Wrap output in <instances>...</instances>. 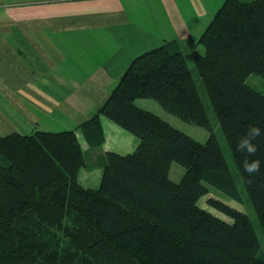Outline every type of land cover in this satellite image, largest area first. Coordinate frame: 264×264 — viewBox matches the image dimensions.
<instances>
[{
  "label": "trees",
  "instance_id": "trees-1",
  "mask_svg": "<svg viewBox=\"0 0 264 264\" xmlns=\"http://www.w3.org/2000/svg\"><path fill=\"white\" fill-rule=\"evenodd\" d=\"M186 48L264 232V138L254 141L250 159L262 166L252 184L246 154L235 151L249 124L264 130V95L246 83L252 73L264 79V0H224ZM137 99L155 100L208 138L197 141ZM100 116L138 143L105 152L96 188L78 181L87 162L74 129L0 135V264H264L240 207L207 198L229 221L199 206L213 190L238 203L241 195L181 47L169 41L130 62L77 126L90 148L104 142ZM173 162L184 168L178 182L169 177Z\"/></svg>",
  "mask_w": 264,
  "mask_h": 264
},
{
  "label": "crops",
  "instance_id": "crops-1",
  "mask_svg": "<svg viewBox=\"0 0 264 264\" xmlns=\"http://www.w3.org/2000/svg\"><path fill=\"white\" fill-rule=\"evenodd\" d=\"M223 1L0 0V98L10 101L0 111V128L30 134L57 117V131L75 130L86 162L89 151L95 156L80 170L79 183L98 187L105 152L125 154L138 140L100 116L104 142L90 148L77 126L136 56L169 41L184 52ZM11 117L22 125L28 121L29 131L9 129Z\"/></svg>",
  "mask_w": 264,
  "mask_h": 264
},
{
  "label": "rangeland",
  "instance_id": "rangeland-1",
  "mask_svg": "<svg viewBox=\"0 0 264 264\" xmlns=\"http://www.w3.org/2000/svg\"><path fill=\"white\" fill-rule=\"evenodd\" d=\"M245 1H251V0H245ZM197 50L200 53L204 52V48L201 45H199L197 47ZM184 55H185V59H186L187 65L189 67V70H190L194 80L196 81L197 87L199 89V93L201 94V97L204 101V104L206 105V108H207V111L209 114V118L211 121V125L213 128V132H214V134H215V136L219 142V145L221 146V149H222V152L225 156L229 170L231 171V173L233 174V176L235 178L236 185H237L239 192H240V195H241V201H240V203H238L237 201L230 199L229 197H227L223 193L213 190L212 192H210L209 194H207L206 196H204L203 198L200 199L199 206L204 208V209L209 210L210 212L217 215L218 217H221V218L229 220V221H231V219L228 216H226L222 212L218 211L217 209L207 205V203H206L207 198L215 197L216 199H219V200H221V201H223L229 205H234V206L240 207L239 209L244 211L249 216L250 220L252 221V223L254 225L255 231L257 233V236H258V239L260 242L259 256L264 259V232L261 229V226L259 223L260 220L257 217V215H256V213H255V211H254V209L250 203L248 195H247L245 188L243 186V182L238 175V170H237L235 161L232 157L231 151L227 145L225 137H224V135L221 131V128L219 126V122H218V120H217V118H216V116L212 110L210 100L207 96L206 91L204 90L201 79L199 78V75H198L197 70L195 68V65L193 63L191 51L184 49ZM246 83L264 95V79L262 77H260L259 75L255 74V73H252L247 77ZM0 103L3 104V105L0 104V111H2L3 106L7 103H10V101L6 96L1 95ZM135 104L137 106L143 108V109L149 110V111H151L157 115H160L161 117L168 118L169 121H171V123H172L171 125H173L178 130L184 132L185 134L191 136L192 138L196 139L199 142H204L209 136V132L205 128L199 127V126L191 124V123H187V122L182 121L179 118L167 113L153 99H137L135 101ZM51 118H53L54 121H51L50 120ZM51 118H48L47 120H44L43 122H41L39 129H44V130H49V131H57V129H60L61 127L57 125V117L52 116ZM29 126H30V124L28 123V121L25 122L24 125H22L14 117H11L9 119V123H8L9 129H12V127H13V128L23 129L22 131H29V130H27V128H29ZM5 127L6 126H3L2 128H0V135H5ZM94 162H95V156L92 155V153L89 151L87 153V163H90L92 165ZM183 173H184V168L180 164L173 162L171 165L170 172H169L170 179L175 181V182H178L181 179Z\"/></svg>",
  "mask_w": 264,
  "mask_h": 264
},
{
  "label": "clouds",
  "instance_id": "clouds-1",
  "mask_svg": "<svg viewBox=\"0 0 264 264\" xmlns=\"http://www.w3.org/2000/svg\"><path fill=\"white\" fill-rule=\"evenodd\" d=\"M257 138H264V130L252 123L247 126L246 132L242 133L235 141V151L244 155L241 161L243 171L247 173V183H254V176L261 171V160L255 157L258 145L254 142Z\"/></svg>",
  "mask_w": 264,
  "mask_h": 264
}]
</instances>
